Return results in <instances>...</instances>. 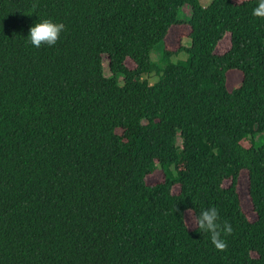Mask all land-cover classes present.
Wrapping results in <instances>:
<instances>
[{"label": "trees", "instance_id": "16d2710c", "mask_svg": "<svg viewBox=\"0 0 264 264\" xmlns=\"http://www.w3.org/2000/svg\"><path fill=\"white\" fill-rule=\"evenodd\" d=\"M257 3L0 0V264H264ZM39 18L65 25L55 45L26 42ZM210 206L223 250L186 220Z\"/></svg>", "mask_w": 264, "mask_h": 264}, {"label": "clouds", "instance_id": "9594fccd", "mask_svg": "<svg viewBox=\"0 0 264 264\" xmlns=\"http://www.w3.org/2000/svg\"><path fill=\"white\" fill-rule=\"evenodd\" d=\"M252 14L264 17V0H258L257 5L252 10ZM64 28L65 25L62 22H56L52 18H39L29 26L26 42L37 48L41 44L53 46L56 44ZM195 223L198 230L209 235L211 243L217 249L223 250L226 247L222 233H231L232 227L227 222L221 226L219 223V213L215 206L200 209L195 214Z\"/></svg>", "mask_w": 264, "mask_h": 264}, {"label": "rangeland", "instance_id": "374dc122", "mask_svg": "<svg viewBox=\"0 0 264 264\" xmlns=\"http://www.w3.org/2000/svg\"><path fill=\"white\" fill-rule=\"evenodd\" d=\"M201 3L203 5H208L211 3L212 0H200ZM191 6L189 4H186L182 10L180 11L179 16L181 18H189L191 16ZM188 33H189V28L184 25L182 27H177L174 28V30L171 32L170 37H169V46H171L173 49L177 48L179 43H183L185 45H190L191 41L188 38ZM161 47H162V43L158 44L157 47L152 51V57L154 60H159L161 57ZM187 58V53L186 52H180L179 54H175L171 57V61L175 62L179 59H186ZM109 60L107 58V56H104V71L106 75H111V71L109 69L108 66ZM159 74L160 72H158V70L156 68H154L152 71L144 74V77L146 79L149 80L150 83H154L159 79ZM260 140H264V132L259 136ZM178 143H181V138L180 136H178ZM242 179L240 182V190H241V199H242V203H243V207L245 209V211L248 212L249 216L254 219L256 217L253 208H252V204L251 201L249 199V196L247 194V177H246V173L244 172L241 175ZM163 178V173L161 168L159 167L155 172L149 174L146 177V180L150 183L152 182H156L159 181ZM227 184V183H226ZM179 190V186H175L174 187V192H177ZM186 220L187 223L189 225L190 228H194L196 223H195V217L193 215V213L191 211H187L186 212Z\"/></svg>", "mask_w": 264, "mask_h": 264}]
</instances>
